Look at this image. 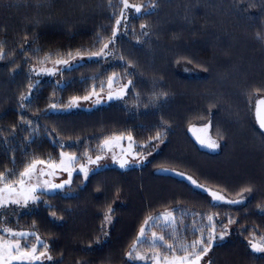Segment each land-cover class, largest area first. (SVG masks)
Instances as JSON below:
<instances>
[{
  "label": "trees",
  "instance_id": "16d2710c",
  "mask_svg": "<svg viewBox=\"0 0 264 264\" xmlns=\"http://www.w3.org/2000/svg\"><path fill=\"white\" fill-rule=\"evenodd\" d=\"M128 3L141 11L121 0H0V173L7 182L62 151L85 162L114 134L131 135L142 151L164 143L140 166L76 174L23 210L2 211L0 222L8 218L15 233L43 240L52 257L44 264H153L129 259L132 245L149 257L181 256L182 246L207 241L217 226L227 237L214 239L206 264H264V252L249 244L253 231L264 233V130L256 115L264 99V0ZM105 43L100 57L33 81L35 63L88 56ZM115 73L126 75L123 91L91 109L66 110L73 98L106 89ZM169 208L173 222L151 221ZM153 233L164 240L153 243Z\"/></svg>",
  "mask_w": 264,
  "mask_h": 264
},
{
  "label": "rangeland",
  "instance_id": "374dc122",
  "mask_svg": "<svg viewBox=\"0 0 264 264\" xmlns=\"http://www.w3.org/2000/svg\"><path fill=\"white\" fill-rule=\"evenodd\" d=\"M76 55H78V54H76ZM97 57H100V56H92V54L88 55V56H84V55L75 56L74 55V56H71L69 58H64V59L58 58V59H53V60L52 59L51 60L46 59L42 63H35L33 73H35V75H37V78H34V76H33V78H34L33 81H35V83H36V80H41V79H44L47 77L56 78L60 74L61 71H63L67 67L73 66L74 64H76V62H78V61L81 62V61H85V60H89V59H95ZM1 60H2V58H0V61ZM56 60H67L68 64L67 65L56 64L55 63ZM183 69H186L185 71H187V67H183ZM191 74H192V72H191ZM125 76H126L125 73L113 74L112 76H110L112 79L111 86H109V83H108L106 89L93 92L95 94L91 93L89 95L90 99L85 100V99H83L84 97L78 98L76 100V103L72 106L67 107L66 110L91 109L95 106L102 104L105 101V98L108 95V93L118 92V91H121L123 89L124 85L122 84V80L125 79ZM116 89L118 91H116ZM59 111H61V110H59ZM233 122H231L232 125H233ZM129 136L131 137V140L128 139ZM115 137H122V138L119 139L118 141L115 139H112V143L107 147H105L104 143H103V150L101 151V153L98 155H95V156H89L85 162L84 161L81 163L77 162V157L74 153H71L69 151H62V153L65 154L66 166L69 167V170L71 171V177H69V172L64 171L63 168L57 167L56 169L53 170V169L47 167L46 164L45 165L38 164L36 173H34L31 176V178L27 181L26 187L36 186V191L34 193H32V195H35L38 198L42 191L53 192V191H56L58 189H62L64 187H66L67 185H70L76 174H81L84 178H87L88 175L92 171H95L97 169L104 168L107 166H117V167L123 168V169L133 167V166H140L143 163H145L149 158H151L153 155H155L156 153L161 151L163 148V145H164L163 142H159V144H156V146L154 147V149L152 151H148V150L142 151V149L137 150L136 145H135V141L131 135H129V134H114L110 138H115ZM110 138H108V139H110ZM211 138L214 139L213 137H211ZM70 156L75 157V159L69 163L67 161V157H70ZM97 156L101 157V159L98 161H96ZM89 158H91V160L96 161V162L90 163ZM60 159L57 161H46V162L59 164ZM121 161L126 162L123 167H121ZM82 165L87 169V176H85L84 172L80 171V168ZM41 169H43V172L45 173L44 175L39 174ZM49 173H51V174H49ZM68 180H70V182L67 184H64V181H68ZM45 182H47V184ZM11 184L16 186L17 191L19 192L18 182L11 183ZM57 184H64V186L62 188H52L51 187V185H57ZM3 186L4 185H2L1 187H3ZM13 198L20 199V201H21L20 204H11L10 203L7 207L0 208V213L2 211L8 210V209L13 207L9 212L6 213L8 216H11L14 214V211L16 213V211H18V210L19 211L23 210L25 205L33 202L32 199H28L27 203H25L22 195H17V196H14ZM172 212H173V210L171 208H169L168 210H165L164 212H162L159 216H156L155 218H153L151 221H156V220H158V218H161L162 220L159 223H162L163 221L166 223H171L175 219V216ZM168 214H171V215L168 219H166L165 217ZM149 220L150 219H148L147 223H145L144 226H142L143 228H145V232H144L143 237L146 235V231H147L146 227L149 223ZM9 224L10 223H9L8 218L3 219V221L0 222V231L4 232L3 231L4 229H6V228L10 229ZM12 232H14V231H12ZM211 232H212V235H214L217 239L218 238L220 239L221 234H224L223 238L227 237V232H225V230L223 231V227L221 229H219V226H217L216 228H213L211 230ZM20 233H23V232H20ZM1 234H3V236L0 238H5V239H9V240L20 239L22 244H27L29 246L36 245L38 248V252L39 251H47V249H44L41 246V245L45 244V242H43V240H41L39 237H35L36 235L34 236L33 233H25L24 232L25 235L23 237H13V236H10L6 232L1 233ZM139 235H140V232H139ZM251 236L252 237L249 239L250 241L255 242V243L264 244V239H262V238H264L263 232L258 231L255 233V231H253V234ZM207 238H209V236ZM139 241H143V238L140 239ZM213 244H214V240L212 242V245ZM212 245L210 246L207 254L203 255L202 259L199 261V264H206L207 260L209 259V254L211 252ZM191 251L189 250V252H191ZM47 254H48V251H47ZM141 254H143V253H141ZM159 254L161 256H164L162 253H159ZM185 255H187V253H184L181 256H179L177 254V255H172V256H168V257H169V259H171L174 256L175 257H183ZM189 259H192V257H189ZM47 261H48V259L42 258L41 261H36L35 264H44ZM148 261H150L151 263L154 264V262L152 260L148 259Z\"/></svg>",
  "mask_w": 264,
  "mask_h": 264
},
{
  "label": "snow or ice",
  "instance_id": "6c2138e0",
  "mask_svg": "<svg viewBox=\"0 0 264 264\" xmlns=\"http://www.w3.org/2000/svg\"><path fill=\"white\" fill-rule=\"evenodd\" d=\"M124 8H134V10L139 13L141 11L142 5H131L128 3V0H121ZM155 7L156 5L153 3L152 5ZM123 16V13H121ZM121 21L117 20L116 25L117 29L114 30L113 35L116 34V31H118V26L120 25ZM141 27H146V25H141ZM111 43V40L109 41ZM108 48V43L103 44V47L97 51L92 53V56H101L104 54V50ZM71 55V53H69ZM0 58H3V53L0 52ZM56 64H63L67 65L68 61L67 60H56ZM50 71V70H49ZM112 79H109V86H111ZM123 91V90H122ZM95 94V93H93ZM26 98V97H25ZM111 98V97H109ZM83 99L87 100L90 99L89 96H85ZM77 98H73V100L70 102L69 106H72L76 103ZM55 107V105H53ZM256 115L257 119L259 121V125L261 129H264V99L258 100L256 103ZM209 128V125H205L200 131L207 133ZM122 137H115V138H110L106 139L104 141V146L107 147L112 143V139L119 140ZM129 140H131V137H128ZM156 139H160V135L157 134ZM198 139H200L198 137ZM200 143L202 145H205L209 148L216 149L219 147V144L215 141L212 140L210 137L207 139H200ZM75 157H67V161L70 163L72 160H74ZM101 157L97 156L96 161L100 160ZM96 161L91 160L89 158L90 163H95ZM126 162L121 161V167L124 166ZM47 165V167L51 169H56L57 167L63 168L64 171L69 172V177H71V171L69 170V167L66 166L65 162V154L61 153V159L59 164L56 163H48L43 160H36L27 165L21 173H19V179H18V184H19V192L17 191V187L14 186L13 184L7 182V174L6 173H0V182L3 183V187H0V208L7 207L10 203L11 204H20V199H15L13 198L14 196L17 195H22L24 202L27 203L28 199H32L35 201L37 197L35 195H32L36 191V186H30L26 187L27 181L31 178V176L36 173L37 171V165ZM80 171L84 172L85 176H87V169L82 165L80 168ZM40 175H44L45 173L43 172V169L40 170L39 172ZM51 174V173H49ZM189 180H192L191 177H189ZM70 180L64 181V184L69 183ZM47 184V182H45ZM193 184H196L195 180H192ZM64 184H57V185H51L52 188H62ZM245 191H251V189H245ZM211 195L213 196L214 199L217 200H222L224 199L223 196L219 195L216 192H212ZM239 201L233 200L230 201V203H238ZM111 208L109 207L107 212L105 213L104 220L106 223L111 222ZM171 214H168L165 218L168 219ZM53 216H55V213H53ZM212 216L208 217L209 221H212ZM233 221H229V223H232ZM147 223V221H146ZM4 232L8 233L10 236L13 237H23L25 234L24 233H14L12 232L11 229H4ZM145 232V228L140 229V236L137 238V242H139L140 239L143 238ZM226 234V233H225ZM223 235H220V239H223ZM216 237L212 234L209 235V238L207 241H205L203 238L193 241L190 246H182L181 250L187 253V255L183 257H172L169 259L167 255L161 256L159 253H153L151 257H149L147 254H141L140 252L136 251V244L134 243L132 245V249L127 253L129 259H134V260H148L151 259L154 264H199V261L202 259L203 255H206L207 252L209 251L210 246L212 245L213 240ZM264 239V238H262ZM155 240H160L163 241L164 237L159 236L157 237L155 233H153V243ZM249 244L251 248L256 251V252H264V244L260 243H255L252 241H249ZM44 249H47V245L43 244L41 245ZM168 249L174 250L173 245H166ZM189 248L192 249L191 252H189ZM189 257H192V259H189ZM42 258H46L48 260H51L52 257L47 254V251H39L36 245L29 246L27 244H22L20 239H5V238H0V264H35L36 261H41Z\"/></svg>",
  "mask_w": 264,
  "mask_h": 264
},
{
  "label": "water",
  "instance_id": "95a60500",
  "mask_svg": "<svg viewBox=\"0 0 264 264\" xmlns=\"http://www.w3.org/2000/svg\"><path fill=\"white\" fill-rule=\"evenodd\" d=\"M261 100H262V99H261ZM263 130H264V129H263ZM159 171L162 172V173H171V174H174V175H177V176H180V177L184 176L183 174L179 173L178 171H174V170L169 169V168H162V169H160ZM184 177H186L187 179H189L188 176H184ZM192 180H193V179H192ZM192 180H189V181L192 182ZM205 191H206L207 193H209L210 195H211L212 192H216V193H218L219 195L222 196V194H221L219 191L215 190V189L207 188V189H205ZM211 196H212V195H211ZM212 197H213V196H212ZM216 200H217V199H216Z\"/></svg>",
  "mask_w": 264,
  "mask_h": 264
}]
</instances>
